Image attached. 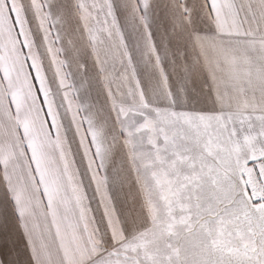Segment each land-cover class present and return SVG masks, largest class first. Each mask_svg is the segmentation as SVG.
Masks as SVG:
<instances>
[{"label": "snow or ice", "instance_id": "snow-or-ice-1", "mask_svg": "<svg viewBox=\"0 0 264 264\" xmlns=\"http://www.w3.org/2000/svg\"><path fill=\"white\" fill-rule=\"evenodd\" d=\"M0 264H264V0H0Z\"/></svg>", "mask_w": 264, "mask_h": 264}]
</instances>
